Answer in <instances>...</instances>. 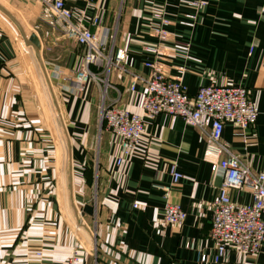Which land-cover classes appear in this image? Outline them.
<instances>
[{"label":"crops","instance_id":"obj_1","mask_svg":"<svg viewBox=\"0 0 264 264\" xmlns=\"http://www.w3.org/2000/svg\"><path fill=\"white\" fill-rule=\"evenodd\" d=\"M205 1L196 11L187 0H65L101 36L116 33L127 67L143 77L151 73L145 62L155 60L190 95L211 84L246 87L257 120L245 132L226 123L222 140L264 173V0ZM156 12L169 20L158 55L145 51L159 43ZM176 42L189 44L191 58ZM86 51L48 24L38 1L0 0V264H65L76 245L81 264H264V242L257 254L229 247L214 261L211 219L222 177L196 126L169 113L144 117L141 146L116 164L119 139L100 129L101 84L80 92L73 82ZM110 82L117 89L110 99L142 113V82L132 91L129 75L116 70ZM172 166L183 174L178 183ZM166 187L186 212L181 225L162 224ZM229 193L240 204L253 201L248 188Z\"/></svg>","mask_w":264,"mask_h":264},{"label":"built area","instance_id":"obj_2","mask_svg":"<svg viewBox=\"0 0 264 264\" xmlns=\"http://www.w3.org/2000/svg\"><path fill=\"white\" fill-rule=\"evenodd\" d=\"M36 1L41 4L42 16L51 27L72 37L87 49L80 68L73 75V82L80 92L91 81L101 84L103 92L99 105L100 129L113 133L119 139L120 152L116 157V164L130 158L141 146L145 135L144 117H153L159 113L182 117L187 123L200 129V140L206 142L207 157L212 163L213 171L222 177L219 193L213 201L211 219L214 261L221 260L229 247L244 255L259 253L264 242V173L253 172L231 150L229 144L222 140V132L228 122L244 132L255 124L259 110L249 97L248 89L240 85L211 84L200 87L195 95H190L181 77H168L155 60L145 62L151 73L148 77H143L127 67L126 50L115 45L116 33L110 35L109 32H104L101 36L83 22L84 12L71 10L65 0ZM85 1L88 6L94 2ZM187 4L197 11L206 6V1L187 0ZM153 16L160 23L155 29L159 43L147 46L145 51L158 55L162 51L161 44L169 36L164 29L169 20L162 12H156ZM188 17L195 19L196 13L188 14ZM174 49L191 58L188 54V43L176 42ZM113 70L129 75L132 91L139 82L144 84L140 104L142 113L119 106V97H108V91L116 89L110 82ZM171 175L173 183H178L183 177L175 166L171 168ZM243 188L252 192L253 201L249 204H240L230 196L231 189ZM169 190L166 187L162 224L181 225L186 219V212L180 204L169 200ZM133 207L145 209L144 205L137 203ZM81 262L82 251L76 245L70 251L65 264Z\"/></svg>","mask_w":264,"mask_h":264},{"label":"water","instance_id":"obj_3","mask_svg":"<svg viewBox=\"0 0 264 264\" xmlns=\"http://www.w3.org/2000/svg\"><path fill=\"white\" fill-rule=\"evenodd\" d=\"M44 93H45L46 102L49 104V107L51 108L52 103H51L50 97H49V95H48L47 90L45 89V87H44ZM54 121H55V124L57 126L56 128L58 129V127H59L58 122H57L56 119H54ZM65 159H66V150H65ZM65 188H66V184H65ZM73 222L77 226L78 231L86 238V240L91 245V247L97 249V246H96V242H95L94 237H92V236L89 235L88 231L84 228V226L78 225L76 223V221H74V220H73Z\"/></svg>","mask_w":264,"mask_h":264},{"label":"rangeland","instance_id":"obj_4","mask_svg":"<svg viewBox=\"0 0 264 264\" xmlns=\"http://www.w3.org/2000/svg\"><path fill=\"white\" fill-rule=\"evenodd\" d=\"M94 196H95V198H96V196H97L96 184H95V193H94ZM94 200H95V199H94ZM68 255H69V253H68Z\"/></svg>","mask_w":264,"mask_h":264}]
</instances>
